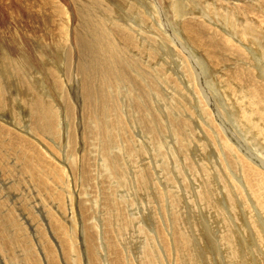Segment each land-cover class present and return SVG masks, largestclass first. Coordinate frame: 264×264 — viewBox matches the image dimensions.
Here are the masks:
<instances>
[{
    "label": "rangeland",
    "instance_id": "rangeland-1",
    "mask_svg": "<svg viewBox=\"0 0 264 264\" xmlns=\"http://www.w3.org/2000/svg\"><path fill=\"white\" fill-rule=\"evenodd\" d=\"M12 1L13 0H9L7 3H10ZM103 1L108 3L109 8H111V6L113 7L114 3H115L114 7L116 6L115 8H118L117 7L118 2L115 0H112V1L103 0ZM144 1H145V3H144ZM199 1L198 0H188V1H186V0H166V1H164V0H129V1L126 0L125 1L126 3L128 2V4H130L132 6L135 5L134 6L135 9L134 10L130 9L131 11L125 10V6H123V7H121L123 12H122V10H121V12H120V10H117V14H116V16L115 15L114 16H115V19L117 17L116 20H118L120 18L119 19L120 24H118V27L119 28H126L127 31L125 33L122 32V34L111 31L109 28L114 26L113 22H111V24L109 26H105V28H106L105 32L108 35L118 34L119 41L117 39V44L118 45L123 44L124 48H125V53H124L123 59L122 60L120 59V53H118L119 51L116 53V52L109 50V43H107L108 47H105V48L110 53H112L110 55L105 54L103 52L104 48H103V44L101 42H93V43L89 44L88 47L85 49H82L80 46H77L70 53V64L71 65L66 68V74H65V80L66 81L64 83L62 80L63 84H61L59 86L58 91H56V90L54 91L52 88V84H49V82L47 83V80H42L43 77L41 76L40 69L42 70L48 66H51V68L52 69L54 68L56 71L55 66H58L62 71L63 67H61V65H63V64H61L62 62L60 60H62L63 55L61 53H58L56 55V53H55L54 55H56L55 59L57 61H55L53 63V60L50 58V56H51L50 51L47 47H43L42 49H39V50H37V49L36 50H24L26 48H23V51L19 52V57L21 59V63L23 61L24 56H26L28 58V61H26L25 63H23L21 65L23 67V69H21V71H22V73H25L26 75L29 76V77H26L27 79H30L32 81L31 82V84L33 86L32 93L35 92L34 89L38 88V86L41 85L39 88L41 90L38 89L37 93L39 92V93H41V94L43 93L45 95L46 94L45 91H49V92H47V95H46L48 101L53 106H55V102H57V104H59V106H60V108L58 109V112L60 113V116H61L59 118L62 119V121L59 120V121H61V124L58 121V125H59L58 132L59 131L60 132L59 133L57 132V134H55L56 136L54 135V133L53 134L47 133L49 136L47 134H44L43 136H38L37 134L33 135L32 134L33 132H30L31 126H29V123L26 120H23V121H25V122H23L21 119H19L20 116L24 115L26 112L22 106V103H21L22 101L20 99L16 103H12L13 107H14L13 109L9 110V108H6L7 111H3L2 113H0V115H1L0 119H2L1 124H4V125H6V127H8V128L10 127L11 129L14 128L13 131L20 134V135H21L20 132H22V135L25 132V134L32 136V140H34L36 143L39 144V145H37L34 143L35 145H37V148L39 150L44 149V150H42V152L48 148L47 146H45V144L48 143V146L52 148V149L49 148L48 150L52 153L54 152L53 153L54 155L56 154L55 159H57L58 161L55 160V162L57 163V165L58 164L60 165L61 161H63L65 163V165H67V163H70L69 162L70 160L67 161L69 158V155H70L72 158H75V157L78 158V159L75 158V160H76V164L78 163L77 164L78 165V171H80V169H81L80 167L82 166L81 161H80L82 158V155H83L82 153H87V154L89 152L91 153V157H92L93 161L95 160L94 161V164H95L94 168L92 167L93 169L91 171V172H93L91 174L92 179L95 182V186L93 183V186L91 187L93 197H98L97 201L99 200V203L101 202V192H103L101 190V188H102V184H103V186H105V188H103L104 192L110 196L111 205L117 211L121 207L120 212L123 215H125L126 214V208H127L128 213H131V214L139 213L143 216V219H140V217L138 215H135V218H132L134 220V226L131 225L127 221H126L127 222L126 223L125 220L121 224L123 232H122V235L120 236L121 238H119L120 241L118 243L117 248L121 254V260H123V262H126L127 264H131V263L136 264L135 258H139V256H138V250L140 247L139 243L141 244L143 239L148 240L147 236L149 235V237H150V235H152L151 234L152 231L149 229H152L153 231L155 230L156 232H157V230L159 231V230L164 229V230H162V232L166 236L167 235V228H171V227H173L172 232H170L171 234L178 233L180 230H182L190 238V239H188L190 249H192V247H191V242H193L192 238H194V239L196 238V242H197L198 246L200 247L202 253H204L203 257H204L206 264L211 263V257L217 258L218 262H219V260L220 261L223 260L224 255L221 256V254L223 253L222 252L223 250H221L219 248L215 249V247H213V240L215 239V237H216V239L219 238L218 237L219 231L216 229L217 225H216V222L214 220V218L219 215V213H218L219 209L217 211L215 208H220V207L222 208V206L220 204L225 203V202H224L221 194H220V197L222 200L216 196L217 197V199L215 198L216 203L214 201V198L211 197V199H212L211 202L215 205L213 207L214 209L213 208L209 209L205 203L202 204L203 191L206 189V187L208 188L209 183H210V179H212V177L216 178V180H219V182L222 180L225 183L226 179L228 178L227 177L228 174H229V176L232 175V172H231L232 168H231V165L229 162L230 153H229L228 149L225 147V141L231 139L235 143H240L242 145V147H239L240 150H237L240 153H243L244 151H246L245 150L246 145H249V147H250L251 151L247 149V151L250 154L251 153H257L258 150L259 151L262 150L263 154L260 157L264 159V148H257L256 145H258V144H255V143L253 144V142L249 143V140L247 139L246 136H248V137H250V136L246 135V133L244 131H243V133H244L243 138L240 135H238V131H242V129L239 128L238 125L236 124V122L234 120H231V118L222 116V115H224V113H226V111H228V106L226 107V105H228L227 98H228V94L231 92V90H234V89L241 90L244 88L247 90V93L251 92L255 95L254 88H255L256 93H258L259 87H258V85L255 86L253 82H249L250 81L249 79H251L252 76L254 77L255 75H256L255 77H258L261 74L260 72H262V71H263L262 73L264 74V59L263 58L258 59V61H255L254 60L256 58V56L254 55L255 51L253 54L249 50L244 49L246 46L245 47L242 46V45H244L243 42L238 45L234 41L229 40L230 39L229 37H226V36H225V38L223 37L224 34L220 31L227 26L225 20H223V17H224L223 15H225V16L228 15L227 11L230 12L231 9H238L241 12L240 15L238 12V16H239L238 18L241 20V18L245 14L244 12H246L245 9L250 10L251 5L258 4V3L255 2L256 0L255 1H253V0L252 1L251 0H226V1L222 0V1H220V3L218 0H199ZM238 1H239V3H238ZM261 1H262V4H264L263 3L264 0H261ZM182 3L184 5L183 13H186L183 17V20H186L188 22L190 21L192 25H195L197 27H198V23L199 24H205V22L211 23L213 25V27H215V28L211 27L212 30L210 28H204V29H202V31H200L196 28V32L199 35H201L202 32L204 33L203 38L205 39L206 43L211 45V43L213 41H216L213 39L212 35H215L217 37L216 47L212 48L210 46L211 49H210L209 53H211V54H210V57H208V60H206V61L203 60L202 61L203 63L202 62L198 63L199 71L201 72V70L202 69L203 70L200 74H199V72H197L200 77L198 79H196V77H194L195 80L193 83H191L189 81V78L187 76V69H190V67H189L190 64L194 68L196 66H195V63H193L192 56L185 49V48H187V49L190 48L191 43L190 44L188 43V41L184 37L185 35L183 36L181 34L184 39H182L181 37L176 35V34H179L181 31L179 28V26H181V22L179 21L180 22L179 25L176 24V21L174 20V16H176V15L174 14V12H173L174 10L171 7V5L176 4L178 6V8L181 9ZM64 4H65V2H64ZM228 7L230 9H228ZM107 9L108 8L105 5H103L102 7H100L99 10L108 11ZM224 10L226 11V13H224ZM129 13L131 15H129ZM254 13L256 14V12H254ZM208 14H209V16H208ZM211 14L213 15L212 16L213 18L210 17ZM14 15L16 16V14H13L12 17L15 18ZM36 15L37 14L34 12H30L28 15H22L21 16L22 19H18L16 21V22H19V24H16L14 22L10 26V28H3V30L7 36L6 38H8L12 35V33H11L12 31L19 34L20 31L24 29V24H22V20L24 18H33V17H36ZM131 16L134 18V20ZM185 16H186V18H185ZM258 16H259L258 17L259 21H262L264 19V14L258 13ZM203 18H204V20H203ZM121 21H122V23H121ZM148 22H151V23H148ZM156 23L158 26H162L161 27L162 29H160V30L157 29ZM216 25H218L221 29L218 30ZM143 26H144V28H143ZM79 29L80 30L82 29L81 24H79ZM141 29H142V31H140ZM161 30H163V31L160 33ZM128 31L131 34L129 40H127V36H126V33H128ZM216 31H219L218 32L219 34H217ZM140 34H142V36ZM220 34H223V35H220ZM160 35L163 36V39L166 36L167 37L169 36L170 38L168 37V39H166L167 43L165 42L161 45L162 50H163L162 55H161V52H159V54L156 53V56H154V59L153 58L149 59V61H148L149 64H148L147 58H146V55L148 54V49H149L148 47H150V45H151V47L155 50L157 49V52H158V46H157L158 43L157 42H158V37ZM152 36H155L156 38L152 40ZM262 36H264V35H262ZM112 38L114 39V37H112ZM107 40H106V42H107ZM148 40H150L152 42L150 44H148L146 42ZM171 40H173V44H172ZM8 41H12V40L9 39ZM181 43H184V44L181 45ZM185 43H188V44L186 45ZM201 43H202V45H204L203 42H201ZM178 44H180V45H178ZM229 44H230V46H229ZM166 45H168L169 47H167ZM194 45L196 46L195 43H194ZM145 46H147L148 49ZM181 46H184L185 48L181 49ZM175 48H176V51L177 50L179 51V52L178 51L177 52L180 53V56L184 57V59L186 61V65L184 63L183 65H181L182 67L181 66L179 67V69L177 68L178 67L177 63L180 61V58L178 57L177 53L175 52ZM194 48H195V50L192 49L194 51V55H196L194 60H196L200 57L199 53H203L204 55H207L205 51H200L197 47H194ZM75 51H77V52H75ZM14 54L12 53V58H10V60L17 61V59H15V58H16L18 53H14ZM21 54H24V55H21ZM59 55H61V56H59ZM137 55L139 58H141V60H139V61L135 60ZM97 56H99L100 58L107 59V60L110 59L107 62L110 65H112V67H113V68L112 67L110 68L111 74H116V69L118 70V74L120 73V70L122 72H125V74H124L125 77L131 76V79L135 84V90L138 91L140 89L142 91H145V93L146 92L148 93V94L146 93V95H148V96H145L144 94H139L133 99V101H132L133 105L139 107L138 109H136L137 107L131 108L129 106L131 97H130V95H128V91H127L129 89L128 84L127 85L121 84L116 79H113V81L108 86L103 87V81L102 80L94 78V82H93L94 87H96L95 88L96 98H97V103L99 105H101L102 96L106 92V101H107L109 110H108V112L104 118V122L109 126L110 130H112L114 132L118 131L119 134L121 133L122 138H125L128 141L135 139L133 142H135L137 144V146H139L138 148L140 149V150H138V157H136L134 155H128V153L131 152V148H128V147L125 150L126 153H122V150H124V142H120L119 141L120 138L117 141L113 140L111 146L107 147V146H104L103 140L97 138L94 134H90V133L89 134L92 135L96 139L97 149H96V147H93V148L92 147H87V148L84 147V148H82V145H85L84 144L85 141L80 135L81 128L83 127V125L85 123V121L83 120V114L86 118L87 126L88 127L94 126L95 120H94V116H93V106L95 107V105L93 104V106H92V104L88 100L89 94L87 93V89L90 86L89 82L91 80V77L88 76L86 79V82H84L82 76L80 74L78 76V73L82 70V64L86 65V67L88 68V66H90V61L92 59H95ZM111 56H114V58ZM132 57H134V58H132ZM8 60H6L4 62L0 58L1 64H3V62L5 64L4 65L5 67H3V69H4L3 71L5 72V74L8 73V71L5 70V69H7L6 62H8ZM151 60H153V61H151ZM157 60L159 61L160 65L165 67V72H164L163 78L161 76L162 73L160 72L159 67L155 66V64L157 63ZM58 61H59V63H58ZM191 61L194 65L192 63H190ZM205 62H210L211 64L208 66V64H206ZM260 63H261V67H260L261 71H258L256 68L259 67L257 65ZM142 65H143V67H142ZM216 65L218 67L219 66L220 67L218 68ZM226 65H227V67H226ZM200 66H203V67H201L202 69L200 68ZM184 67H185V69H184ZM205 67H206V69H205ZM68 68H69V70H68ZM148 68H149V71L147 70ZM168 68H170V70H171L170 72H168V70H169ZM240 68L243 69L241 71V73L243 74L242 78H240L241 77L240 71H239ZM249 68H251V69H249ZM195 69L198 70L197 67ZM134 70L138 71V72L140 71V73L136 74L134 72ZM145 70H146V72H145ZM151 70H153V71H151ZM213 71L216 74H214ZM219 71H221V72H219ZM237 71H238V73H237ZM147 72H149V73H147ZM252 72H254V73H252ZM175 73H177V75L181 74L182 76L181 75L177 76ZM192 73H194V72L192 71ZM207 73H209V74H207ZM245 73L247 74V76L245 75ZM43 74L47 75L46 72H44ZM147 74L149 75V77L154 76V78L156 80L154 78H149ZM48 75H50V74H48ZM146 75H147V77H146ZM56 77H57V72L55 74V78ZM113 77H115V76H113ZM168 78L170 80H168ZM220 78L222 80L224 79L223 84L221 85L222 86L221 89L217 85H215L216 83L217 84L220 83V80H221ZM33 79H35L34 81L36 83H34ZM151 79H153V81ZM162 79H164V80H162ZM217 79H219V80L217 81ZM240 79H242V80H240ZM245 79H247V80L245 81ZM146 80H149V82ZM154 80L156 82L158 80L157 84ZM257 81H262V79H260V77H259L257 79ZM183 82H184L185 87L183 85ZM186 82L188 83L187 86H186ZM195 82H196V84H195ZM247 82H249V83L247 84ZM11 84L12 83H9L7 86L8 91L11 90L10 89ZM179 84H181V85H179ZM263 86H264V83H263ZM148 87H150L151 89ZM47 88H49V89H47ZM226 89H227V91H226ZM149 90H150V92H149ZM224 90L226 92L225 94L223 92ZM166 91H167V93H166ZM14 92H18V88H16V91H14ZM80 92H81V94H80ZM159 92H162V94H164L163 98L159 97V95H160ZM237 92H240V91H237ZM226 94H227V96H226ZM230 94H231L232 100L234 101V104L236 105V107L238 108V111L241 114H242V109L245 106V104H247V103L249 104L250 102H251L250 104H252V103H254V101L259 102V98H252V100H253V102H252L251 98L248 99L245 97L244 99H242L240 101L241 102V104H240V102H237L236 96L232 95V93H230ZM262 96L264 98V93ZM7 97H8V95H7ZM159 99H160V101H159ZM162 99H164V100L162 101ZM169 102H170V105H169ZM242 102H243V104H242ZM263 102H264V100H263ZM195 104H197L198 106L197 105L195 106ZM161 105H163V106H161ZM83 106L87 108V110L84 113H83V111H84ZM111 107H114V108L111 110ZM156 109H158V112ZM210 110L211 111L213 110V112H211ZM205 111L207 112L206 114H204ZM157 113L159 114V116L157 115ZM163 113H164V115H163ZM165 113H166V115H165ZM220 113H221V115H220ZM19 114H21V115L19 116ZM65 114H66V120L64 123V119L62 118V116L65 118ZM15 116H17L19 118H15ZM71 116H72V119H71ZM172 117H174V118H172ZM177 117H179V118L177 119ZM203 117L206 119H204ZM23 118L27 119L26 116H23ZM140 118L141 119H148L149 122H150V120H155V122H157L158 127L156 126V128H157L158 132L159 131L160 132L158 133L156 130H152V131L156 135V136L155 135L153 136L155 138V143L157 144L156 150L158 152L161 151L162 155H160L158 153L151 152L150 148L148 147V145L146 143V140H143L144 135L142 133H140L141 132V123L139 121ZM221 119H222V121H221ZM175 121H177V122H175ZM233 121L235 122L234 123L235 126L233 124ZM222 123H223V128L221 126ZM165 124H167V125H165ZM186 125H188V126H186ZM200 125L202 128L200 127ZM236 125H237V128H235ZM122 127H125V130H123ZM145 127L148 128L146 125H145ZM166 128H167V131H166ZM216 129L219 132H221V134L219 133L220 136L218 134V136L220 137V140H221L220 144L217 143V141L215 140V136H213V133L216 131ZM28 130L30 133L28 132ZM234 130L236 131V133H234L235 132ZM83 131H84V128H83L82 132ZM66 133H67V135H66ZM251 134H252L251 137H252L253 141H255V139L257 138L256 133H254L252 131ZM86 135H87V130H86ZM149 135L152 136L151 134H149ZM226 136H228V138ZM231 136L232 137L236 136V137L232 138ZM3 137L5 138V140ZM88 137L91 139V136H88ZM71 139L73 140V142ZM157 140H159V141H157ZM0 141L3 144V146L1 147L3 152H1V154L4 155L5 163H6V166L3 167L2 170H0V173L4 174L3 177H0V179L2 178L1 180H3L4 183L6 182L4 190H3L4 201H5V198H8V199H6L7 201H5L7 203H5L6 206L3 207L4 208L3 212H4V214H6L7 212L5 210L12 209L16 213L15 214L16 219L15 218L13 219V222L15 223V225H14V223L12 224V222L9 223L10 224L9 231L12 232V231H16V229H17V234H18V238H19L18 241H16L14 244H12L13 246L10 249L6 248L5 253H2L3 259H2V261H0V264H17V262L19 264H29V261H32L34 258H35V260H33V261H35L39 264H41V263L47 264L46 256L44 259L41 256L42 249H41V246L39 244L41 242V240H36L37 237L39 236V233H40L39 232V228H40L39 226L43 227L44 232L48 231L47 225L49 224V218H47V216H46L48 210H50V212L52 211L53 214L56 215L57 219L60 220L59 216H58V213L60 211H58V209L55 206H53V200L51 198H49V196H51L54 192L60 194L62 196V198L64 199V205H65V198H64L65 197V189L62 188L61 190H59L51 183V186H49V187H52L51 190L53 189V191L50 190V192H48L49 193L48 194L49 196H48L47 192H45V190H47L46 186H40V184H38V181H32V179L30 178L28 173L24 170L23 167L25 166L26 158H24V157L22 158L23 154L20 153L21 149L17 148L16 150H14L11 146L5 145V144H10V145L12 144L10 135H8L6 133L2 134L0 136ZM39 141L43 145H41ZM137 141H139V143H137ZM244 141H246V142H244ZM260 141L261 140L258 138V140L255 142L259 143ZM17 142H18V140H17ZM50 143L52 146L50 145ZM91 143L92 142H89V144H91ZM140 143L142 146L140 145ZM182 143L184 145H182ZM229 143H231V142H229ZM231 144H233V143H231ZM215 145H216V147H215ZM251 145H253V146L251 147ZM13 146H14V144H13ZM66 147H68V148H66ZM80 148H82L83 151ZM60 149H62L61 152H59ZM102 149H103V152L107 156H110L111 158L117 157L119 154H121L122 164L120 162V164H121L120 166L124 167L126 170L128 169L127 171H129L127 173V171L125 169L124 170L122 169L121 173L123 174L122 176H124V178L119 179V174H115V177H116V175L118 177L115 179H113V177H111V176H108V179L106 178L107 184L105 185V183L102 181V178L104 175H106L108 173L103 171V169L98 165V163H99L98 158L101 157ZM176 149H178L179 151ZM48 150H46L45 153H47ZM80 150L82 152H80ZM216 150H218L221 160L220 161H214V162L210 161V163H208L207 165H204V164H206L205 159L209 158L206 154L211 153L213 156L215 154V152H217ZM66 151H67V153H66ZM69 151H72V152H69ZM148 151H150V152H148ZM175 151H178L180 157H176V155L174 154ZM227 151H228V153H227ZM65 153H66V156H65ZM47 154H48L47 158H50L48 160H50L54 165H56L55 162L53 160H51L53 155L50 153H47ZM123 154H124V156H123ZM96 155H97V157H96ZM126 155H127V157H126ZM142 157H144V158H142ZM258 159L259 158L257 156L256 161ZM7 160H8V162H7ZM16 160H17V163L15 164ZM152 160L155 161V168H153ZM157 160H158V162H156ZM159 160L162 161V164L164 166H159V162H160ZM13 161H15V162H13ZM174 162H175V164H174ZM127 163H129V164H127ZM260 163L264 165V162L260 161ZM202 164L204 166L209 167L208 169H204L203 175H201V173H199L200 168L203 167ZM68 165H70V164H68ZM228 165H229V167H228ZM62 166H63V163H62ZM224 166H225V168H224ZM46 167L47 168L50 167L49 169H51L50 165H46ZM134 169L137 170L139 172V174H143L145 177H147L149 179H154L157 176L163 177V178L161 177L162 183L160 182L161 188H164L163 190H165V191L167 190L169 202L162 201L161 202V209L160 208H159V210L157 209V207H160V205L159 204L157 205L156 199L153 197V195L151 196V190L153 188H155V184H149L151 187L152 186L153 187L151 188L150 186H148V189H147L148 192L146 190L143 191L142 186H141L142 183L136 182L137 177L135 176ZM155 169H157V170H155ZM214 169L217 171V174H218L217 176H215L213 172L211 173V171H213ZM262 170H264V168H262ZM181 171L184 172L182 175L180 174ZM164 172H166V173H164ZM5 173H7V174H5ZM76 173H77V169H76ZM188 173H192L191 178H188ZM101 174H102V177L100 178ZM221 174L223 175V177L221 176ZM48 176H49V174H45V177L49 178ZM112 176H114V175H112ZM6 177H8V178H6ZM164 179L170 181V186H171L170 188L172 190H174V189L180 190V194L183 195V196H181L182 205L185 208V215L183 216L184 217L183 219L179 215L178 211L176 212V210H179L181 200L179 199V197L177 198L174 194L170 195L169 191H171V190L167 186ZM229 180L232 181L231 178ZM3 181H2V184H3ZM131 182H133V183L131 184ZM201 182H202V184H201ZM197 184L199 185V187ZM226 184H227V182H226ZM110 185L113 187V189H114L113 191H109ZM213 185H215V184H213ZM224 185L225 184H223V182H222L223 188H224ZM194 186H195V188H194ZM53 187H55V188H53ZM0 190H1V186H0ZM174 192H178V191H174ZM61 193H63L64 196ZM215 194H216V192H215ZM237 194L239 195L238 192H237ZM38 195H40V196L42 195V196L40 197ZM238 195H236V197ZM173 196H175V197H173ZM19 198H20V200H19ZM161 198H162V196H161ZM164 199L166 200V197ZM177 199H179V203L174 202V201H177ZM21 200H23L25 203L20 202ZM124 200H125V202H124ZM251 201H255V198L252 197ZM187 202H188V204H187ZM203 202H205V200H203ZM184 204H186V205H184ZM24 205H28V206H24ZM173 205H175V206L173 207ZM176 205H177V207H176ZM46 206H48V207L46 208ZM23 207H25V208H23ZM21 208H23L26 212L23 209L21 210ZM243 208H245V206H243ZM54 209L56 211H54ZM97 209H98L97 211L99 212L100 209L99 208H97ZM173 210H174V212H173ZM150 211L153 213V215H155V216H153V218H151L150 213H149L150 215L148 214V212H150ZM222 211H223V208H222ZM27 212H30V213H27ZM223 212H224V214H226L225 211H223ZM7 214H9V213H7ZM27 214H29V215H27ZM32 215L34 218L29 217ZM18 216H20V217L22 216V218H20ZM77 218L79 220L78 216H77ZM146 218H148V219H146ZM21 219L23 220L22 221L23 223L20 224L19 222H21ZM132 219H130L128 221H131ZM240 220H241V217H240ZM245 220H247V218H244V221ZM263 220H264V218L262 216V230H263V237H264V224H263L264 221ZM92 223L97 224L100 222H98V218H97L94 221H92ZM144 223H146V225ZM194 223L196 224V226L194 225ZM16 224H17V226H16ZM223 225H225V224H223ZM18 226L21 229H19ZM20 226H25V228L20 227ZM213 226H215L214 227L215 229L213 228ZM15 227H17V228H15ZM24 229H26V230H24ZM18 230H20V231H18ZM148 230H149V232H148ZM239 230L241 231V229H239ZM22 231H23V234H22ZM96 233L99 235V231H96ZM153 233H155V232H153ZM236 233L234 235H232L233 236V237H231L232 242L230 241V243L233 245L234 248H237V249H240V248H239V246H236V244L240 245L241 251H242L240 253H242L245 256V254L249 253V252H247V250L244 248V246L238 242V233L237 234ZM163 234L161 233L160 236H162ZM23 235L24 236L26 235L25 237L27 239ZM22 236L24 238H22ZM29 238L33 242V243H31V245L32 246L34 245V247H32L34 250H32L30 252L31 253L30 259L31 260L30 259L26 260L25 257L23 258V256H22L23 255L22 254V247L19 248L20 247L19 245L22 243V241L28 240V242H30ZM166 238H167V236H166ZM47 239L49 242L51 241L49 239V237H47ZM155 239H157L156 236H155ZM157 242H158V240H157ZM161 242H163V239L161 240ZM221 242H222V244L224 243L223 239H221ZM50 244H51V242H50ZM51 245L53 246V244H51ZM147 245L150 248H152L153 251H151V253L153 255L156 256V254H158L157 255L159 257V258L157 257V261H158L157 263L158 264H166L167 262L170 264L172 260H173L172 264H174L173 262L176 260V256L173 255L174 250H173V248H171L172 246L174 247V245H175L174 243H171L169 241L170 250L169 249L166 250L164 243H162V252L159 249L160 247H158L159 246L158 243L157 244L152 243V245H150V244H147ZM176 245H177V250L178 251L180 250L178 255L180 254V259H181V249H179L180 245H179V243H176ZM55 246H56V244H55ZM163 247H164V249H163ZM53 248H54V246H53ZM186 248H188V247H186ZM23 249H24V246H23ZM210 249L213 250L212 254H209ZM262 249L264 250V248H262ZM56 250H57V253L59 254L57 257L58 262L60 264H64L65 260H66L64 254L61 256L60 253L58 252L57 247H56ZM219 252L221 254H218ZM231 252L236 253V251H233V250H231ZM169 253H171V254H169ZM263 253H264V251H263ZM122 254H123V256H122ZM33 256H35V257H33ZM36 256H37V258H36ZM126 256H127V259H126ZM186 256L190 257L191 259L194 258L191 253L187 254ZM6 258L11 259L12 262L9 263V261ZM251 258H252V256H250V259ZM260 258L263 259L262 256H260ZM244 259L246 260L245 264H250V262L248 261V259L246 257ZM231 260H232V258L229 260L230 264H232ZM6 261L8 263H6ZM77 262H78V260H77ZM133 262H135V263H133ZM188 263H190V262L186 261V264H188ZM81 264H86V260L83 259V256L81 258ZM123 264H125V263H123ZM196 264H204V263L201 262V263H196Z\"/></svg>",
    "mask_w": 264,
    "mask_h": 264
},
{
    "label": "bare ground",
    "instance_id": "bare-ground-1",
    "mask_svg": "<svg viewBox=\"0 0 264 264\" xmlns=\"http://www.w3.org/2000/svg\"><path fill=\"white\" fill-rule=\"evenodd\" d=\"M8 1L9 0H0V58L4 62L9 59L8 62H6L7 69H5L8 71L7 74H5V72L3 71L4 70L3 67H5L4 62H3V64H1V61H0V113H2L3 111H7L6 108H9V110L13 109L14 107H13L12 103H16L20 99L22 101L21 102L22 106L26 112L22 116H20L21 114H19L20 118L17 116H15V118H19L22 121L26 120L29 123V126H31L30 132H33L32 133L33 135L37 134L38 136H43L44 134H47V133H50V134L54 133V135H55V134H57L58 129H59L58 121L59 120L62 121V119L59 118L61 116H60V113L58 112V109L60 108V106H59V104H57V102H55V106H53L48 101L46 95H47V92H49V91H45L46 92L45 95L43 93L42 94L39 92L37 93V90L40 88L41 85H39L38 88L34 89L35 92L32 93V88H33L32 84H31L32 81L30 79H27L26 77H29V76L26 75L25 73H22V71H21V69H23V67L21 65L23 63H25L26 61H28V58L26 56H24L23 61L21 63V59L19 57V52L23 51V48H26L24 50H36V49L39 50V49H42L43 47H47L50 51V54H51L50 58L53 60V63L55 61H57L55 59L56 55L58 53H61L63 55L62 60H60L62 62L61 64H63V65H61V67H63L62 71L58 66H55L56 71L54 68L52 69L51 66H48L42 70L40 69L41 76L43 77L42 80H47V83L49 82V84H52L53 90L58 91L59 86L61 84H63V82L65 83V81H66L65 80L66 68L71 65L70 64V53L77 46H80L82 49H85L88 47L89 44H91L93 42H101L103 44V48H104L103 52L105 54L110 55L112 53H110L105 48V47H108L107 43H109V50L116 52V53L119 51L118 53H120V59L121 60L123 59L124 53H125L124 45L123 44L118 45L117 44L118 34L108 35L105 32V29H106L105 26H109L111 24V22H113L114 26L109 28L111 31L116 32V33H121V34H122V32L125 33L127 31L126 28H119L118 27V24H120L119 23L120 18L118 20H116L117 19V17H116V19H115V16L117 14V10H120V12H121V10H122L121 7L125 6V10L131 11V10L135 9V7H134L135 5L132 6V5L128 4V2L126 3L125 2L126 0H115L118 2V5H117L118 8H115L116 6L114 7L115 3L113 4L114 8L112 6H111V8H109L108 3L104 2L103 0H13L10 3H7ZM109 1H112V0H109ZM164 1H166V0H164ZM186 1H188V0H186ZM218 1L220 3V1H222V0H218ZM224 1H226V0H224ZM253 1H255V0H253ZM64 2H65V4H64ZM255 2H257L258 4L251 5L250 10L245 9L246 12H244L245 14L241 18V20L238 18L239 17L238 12H239V15L241 13L238 9H231L230 12L227 11L228 15H226V16L223 15L224 16L223 20H225L227 26L225 28H223L220 32H222L224 34V36H223L224 38H225V36L229 37L230 38L229 40L234 41L238 45L243 42L244 45H242V46H244V47L246 46L244 48L245 50H249L253 54L255 51L254 55L256 56V58L254 60L258 61V59H261V58L264 59V36H262V35H264V19L262 21L258 20V17H259L258 13L264 14V12H263L264 11V4H262L261 0H256ZM144 3H145V1H144ZM238 3H239V1H238ZM103 5H105L108 8L107 9L108 11L99 10L100 7H102ZM171 7L173 8V10H174L173 12L176 15V16H174V20L176 21V24L179 25V23L181 22V26H179L181 31L179 34H176V35H178L182 39H184L182 37V35L183 36L185 35L184 37L186 38L188 43L189 44L191 43L190 44L191 49L190 48L187 49L184 46H181V49L185 48L187 50V52L190 53V55L192 56L193 63H195V66L198 69V63H201L203 60L206 61V60H208V57H210L211 53H209V51H210L211 47L212 48L216 47L217 37L215 35H212L213 39L216 41H213L211 43V45H209L208 43H206L205 39L203 38L204 33L202 32L201 35H199L196 32V28L200 31H202V29H204V28H210L212 30L211 27H213V25L211 23L205 22V24H199L198 23V27H197L195 25H192L190 21H189L190 22L189 23L188 21L183 20V17L186 14V13H183V9H184L183 3H182L181 9L178 8V6L176 4L171 5ZM228 9H230V8L228 7ZM30 12L36 13L37 14L36 17L24 18L22 20V24H24V29L21 30L19 34L12 31L11 32L12 35L10 37L6 38L7 36H6V33L4 32L3 28H10V26L14 22L16 24H19V22H16V21L18 19H22V17H21L22 15H28ZM122 12H123V10H122ZM254 12H256V14ZM224 13H226L225 10H224ZM13 14H16V16L14 15L15 18L12 17ZM209 14H208V16H209ZM129 15H131V14L129 13ZM212 16L213 15L211 14L210 17H212ZM185 18H186V16H185ZM133 20H134V18H133ZM203 20H204V18H203ZM121 23H122V21H121ZM148 23H151V22H148ZM79 24L82 25L81 30L79 29ZM161 27L162 26H158L156 23L157 29L160 30V29H162ZM216 27L218 28V30L221 29L218 25H216ZM143 28H144V26H143ZM213 28H215V27H213ZM163 30H161L160 33ZM140 31H142V29ZM216 32H217V34H219L218 33L219 31H216ZM223 34H220V35H223ZM130 35L131 34L128 31V33H126L127 40H129ZM140 35L142 36V34H140ZM112 37H114V39ZM168 37L166 36L164 39H163L162 35H160L158 37V42L156 41L158 43L157 44L158 52H157V49L156 50L153 49L151 47V45H150V47H148L149 49L147 48V46H145L148 49V54L146 55L147 63H148L149 59H151V58L154 59V56H156V53L159 54V52H161V55H162L163 50H162L161 45L166 42V39H168ZM155 38H156L155 36H152V40ZM9 39H11L12 41H8ZM106 40H107V42H106ZM118 41H119V39H118ZM171 41L173 44V40H171ZM146 42L148 44H150L152 41L148 40ZM193 42L196 44V46L194 45ZM201 42H203V44L205 46L202 45ZM188 43H185V44L187 45ZM183 44L184 43H181V45H183ZM178 45H180V44H178ZM166 46L169 47L168 45H166ZM229 46H230V44H229ZM194 47H197L200 51H205L207 55H204L203 53H199L200 57L198 56L199 58L194 60V58L196 56V55H194V51H193V50H195ZM177 51L175 48V52L177 53L178 57L180 58V61L177 63V65H178L177 68L179 69V67L181 65H183L184 63L186 65V61H185L184 57L180 56V53H178L179 51L178 52ZM75 52H77V51H75ZM12 53L13 54L18 53L16 58H15V59H17V61L10 60V58H12ZM55 53H56V55H54ZM21 55H24V54H21ZM59 56H61V55H59ZM111 57L114 58V56H111ZM132 58H134V57H132ZM108 60H110V59H108ZM108 60L104 59V58H100L99 56H97L95 59H92L90 61V66H88V68L86 67V65L82 64V70L78 73V76L80 74L82 76L84 82H86V79L88 76L91 77V80L89 82L90 86L87 89V93L89 94V98H88L89 102L92 104V106H93V104L95 105V107L93 106V116H94V120H95L94 126H91V127L87 126L86 118L83 114V120L85 121V123H84L83 127L81 128L80 135L84 139L85 145H82V148H84V147L85 148L96 147V139L90 134H94L97 138L103 140L104 146H107V147L111 146L113 140L117 141L120 138L119 141L124 142V150H122V153H126L125 150L128 147V148H131V152H129L128 155H134V156L138 157V150H140V149L138 148L139 146H137V144L135 142H133L135 139L128 141L125 138H122L121 133L119 134L118 131L114 132V131L110 130L109 126L104 122V118H105V116L109 110V107H108V104L106 101V92L102 96L101 105H99L97 103V98H96V90H95L96 87H94V84H93L94 78L102 80L103 81V87L108 86L113 81V79H116L121 84H125V85L128 84L129 89L127 91H128V95H130V97H131V100L129 103L130 104L129 106L131 108H133V107H137L136 109L139 108L138 106H134L132 103L133 99L137 95H139V94H144L145 96H148V95H146L147 92L145 93V91H142L140 89L138 91L135 90V84L132 81L131 76L125 77L124 76L125 72H122L120 70V73L118 74V70L116 69V74H111L110 68L112 67V65H110L107 62ZM135 60L139 61V60H141V58H139L137 55ZM151 61H153V60H151ZM58 63H59V61H58ZM190 63H192V61ZM205 63L208 64V66L211 64L210 62H205ZM155 66L159 67L160 72L162 73L161 76L163 78L164 72H165V67L160 65L158 60H157V63L155 64ZM257 66H259V67H257L256 69L258 71H261L260 70L261 63L258 64ZM142 67H143V65H142ZM189 67H190V69L186 68L187 69V76L189 78V81L191 83H193L195 80L194 77H196V79H198L200 77L197 72H199V74H200L203 70L201 67H203V66H200V68L202 69L201 72L199 71V69L196 70L195 69L196 67L194 68L191 64L189 65ZM226 67H227V65H226ZM149 68L147 69L148 71H149ZM168 69H169L168 72H170L171 71L170 68H168ZM184 69H185V67H184ZM205 69H206V67H205ZM249 69H251V68H249ZM68 70H69V68H68ZM242 70L243 69H241V68L239 69L240 76H241L240 78H242V76H243V74L241 73ZM151 71H153V70H151ZM192 71L194 73H192ZM44 72H46L47 75L48 74H50V75H48V76L44 75L43 74ZM56 72H57V77L55 78ZM134 72L136 74L140 73V71L138 72L135 70H134ZM145 72H146V70H145ZM219 72H221V71H219ZM262 72H260L261 74L258 77H255L256 76L255 75L254 77L252 76V78L249 79L250 80L249 82H253L255 86L258 85V87H259L258 93H256L255 88H254L255 95L251 92L247 93V90L244 88L241 90L234 89V90H231V92H230V93H232V95L236 96L237 102H240L245 97L248 99L251 98L252 102H253L252 98H259V102L256 100L257 102L254 101V103H252V104H250L251 102L249 104L248 103L245 104V106L242 109V114H241L238 111V108L236 107V105L234 104V101L232 100L231 94L229 93L228 98H227L228 105H226V107L228 106V111H226V113L223 112L224 115H222V116L231 118V120H234L236 122V124L238 125V127L242 129V131H238V135H240L243 138V134H244L243 131H244L246 133V135L250 136V137L246 136L247 139L249 140V143L253 142V144L254 143L258 144V145H256L257 148H264V102H263L264 98L262 96L264 93V86H263L264 74ZM147 73H149V72H147ZM213 73H214V71H213ZM237 73H238V71H237ZM252 73H254V72H252ZM175 74L177 75V73H175ZM207 74H209V73H207ZM214 74H216V73H214ZM147 75H146V77H147ZM179 75H181V74H179ZM179 75H177V76H179ZM245 75L247 76L246 73H245ZM113 76H115V77H113ZM148 77H149V75H148ZM259 77H260V79H262V81H257V79ZM149 78H154V76L149 77ZM34 80L35 79H33V81ZM62 80H63V82H62ZM151 80L153 81V79H151ZM162 80H164V79H162ZM168 80H170V79L168 78ZM218 80L219 79H217V81ZM240 80H242V79H240ZM246 80L247 79H245V81ZM146 81L149 82V80H146ZM223 81H224V79L223 80L221 79L220 83L217 84L215 82L216 83L215 85H217L221 89V87H222L221 85L223 84ZM157 82H158V80H157ZM157 82H156V84H157ZM249 82H247V84ZM9 83H12L10 85V89L12 91L11 90L8 91L7 86ZM34 83H36V82L34 81ZM187 84L188 83L186 82V86H187ZM195 84H196V82H195ZM179 85H181V84H179ZM183 85H184V82H183ZM184 87H185V85H184ZM16 88H18V92H14V91H16ZM148 88H150V87H148ZM47 89H49V88H47ZM39 90H41V89H39ZM226 91H227V89H226ZM237 91H240V92H237ZM149 92H150V90H149ZM223 92H224V94L226 93L225 90ZM166 93H167V91H166ZM80 94H81V92H80ZM159 94H160L159 97L163 98L164 94H162V92H159ZM7 95H8V97H7ZM226 96H227V94H226ZM163 100L164 99H162V101ZM159 101H160V99H159ZM240 104H241V102H240ZM242 104H243V102H242ZM169 105H170V102H169ZM196 105L197 104H195V106ZM161 106H163V105H161ZM113 108L114 107H111V110ZM83 109H84V111H83V113H84L87 110V108L84 107ZM156 110L158 112V109H156ZM211 112H213V110ZM206 113L207 112L205 111L204 114H206ZM157 115L159 116L158 113H157ZM163 115H164V113H163ZM165 115H166V113H165ZM220 115H221V113H220ZM23 116H26L27 119L23 118ZM62 118L64 119V123H65L66 114H65V118L63 116H62ZM172 118H174V117H172ZM178 118L179 117H177V119ZM71 119H72V116H71ZM204 119H206V118H204ZM1 120L2 119H0V136L4 133L10 135L12 144L11 145L5 144V145L11 146L14 150H16L17 148L21 149L20 153L23 154L22 158L23 157L26 158V163H25V166L23 168L28 173V175L30 176L32 181H38V184H40V186H46L48 191L45 190V192H47V195L49 194L48 192H50V190L52 188V187H49V186H51V183L59 190H61L62 188L65 189V197H64L65 198V205H64V199L62 198V196L60 194L54 192L51 196L48 195L49 198H51L53 200V206H55L58 209V211H60L58 213L60 220L57 219L56 215H54L52 211L50 212V210H48L47 214H46L47 218H49V224L47 225L48 231L44 232L43 227L39 226L40 228L39 227L38 228H39L40 233H39V236L37 237V239L35 238L36 240H41V242L39 243L41 246V249H42L41 256L43 259L46 256L47 264H60L58 262V259H57L59 254L57 253L56 247H57L58 252L60 253L61 256L64 254L65 259H66V260L65 259L64 260H65L66 264H81L82 256H83V259L86 260V264H123V263L127 264L126 262H123V260H121V254L117 248L118 243L120 241L119 238H121L120 236L122 235V232H123L121 224L125 220V222L127 221L131 225L134 226V220L132 218H135V215H138L140 217V219H143V216L139 213H133V214L128 213L127 208H126V214L125 215H123L120 212L121 207L117 211L111 205L110 196L104 192L103 188H105V186H103V184H102V188H101V190L103 191V192H101V202L99 203V200L97 201L98 197H93L91 187L93 186V183L95 186V182L92 179L91 174L93 172H91V171L94 168V165H95L94 161L95 160L93 161V159L91 157V153L90 152H89L90 154L89 153L88 154L82 153L83 155H82V158L80 160L82 166L81 167L79 166L81 168L80 169L81 172H80V171H78V165H77L78 163L76 164V160H75L76 157L72 158L70 155H69V158L67 160V161L70 160L69 161L70 163H67V165L68 164H70V165H68V166L65 165V163L63 161H61L60 165L59 164L57 165V163L55 162V160H57V159H55L56 154L54 155L53 154L54 152L52 153L48 150L51 147H49L48 143H47V144H45V146L48 147L46 150H48L47 153H50L53 155L51 160H53L55 162L56 165H54L50 160H48L50 158H47L48 154L45 153L46 150L42 152V150H44V149L39 150L37 148V145H39V144L36 143L34 140H32V136L25 134V132L23 133V135H22V132H20L21 133V135H20V134L13 131L14 128L11 129L9 127L11 129L10 130L8 127H6V125L1 124ZM61 121H59L60 124H61ZM139 121L141 123V132L140 133H142L144 135L143 140H146V143H147L148 147L150 148L151 152L158 153V154L162 155L161 151L158 152L156 150L157 144L155 143V138L153 137L155 134L152 131V130H156L158 132V130L156 128V126L158 125L157 122H155V120H150V122H149L148 119H141V118L139 119ZM221 121H222V119H221ZM234 121H233V124L235 123ZM23 122H25V121H23ZM175 122H177V121H175ZM145 125L148 128H146ZM165 125H167V124H165ZM237 125L235 128H237ZM186 126H188V125H186ZM221 126L223 128V123ZM234 126H235V124H234ZM200 127H201V125H200ZM83 128H84V131L82 132ZM122 128H123V130H125V127H122ZM86 130H87V135H86ZM166 131H167V128H166ZM252 131L254 133H256V135H257V138L255 139V141H257L258 138L261 140L259 143H256L255 141H253V139L251 137ZM28 132H29V130H28ZM219 133L221 134V132H219L216 129V131L213 133V136H215V140L217 141V143L220 144L221 140L219 137L220 136ZM234 133H236V131ZM149 134H151L152 136H150ZM218 134H219V136H218ZM66 135H67V133H66ZM88 136H91V139ZM226 137L228 138V136H226ZM233 137H236V136H233ZM4 140H5V138H4ZM17 140H18V142H17ZM229 140L225 141V147L228 149V151L230 153L229 162H230V165L232 168V171H231L232 175H230L231 177L228 174V176H227L228 178L226 179L227 184H226V182L224 183V181H222V180L219 182V180H216V178L212 177V179H210V183H209L208 188L206 187V189L203 191L202 204L205 203L209 209L213 208L215 204H213L211 202V200H212L211 197L214 198V201L216 203L217 197H219L221 199V197H220V194H221L225 203H222L220 205L222 206L223 211L226 212V214H224L221 207L215 208L217 211L219 209V211H218L219 215L214 218L216 225H217L216 229L219 231V236H218L219 238L216 239V237H215V239L213 240V247H215V249L219 248V249L223 250L222 254L220 252L218 254H221V256L224 255V259L221 261L219 260V262H218L217 258L211 257V263L210 262L209 263L210 264H230L229 260L232 258V260H231L232 264H245L246 260L244 258L246 257L248 259V261L250 262V264H264V253H263L264 250L262 249V248H264V237H263V230H262V216L264 218V170H262V168H264V165L260 163V161L264 162V159L260 157V156H262L263 153H262V150H260V151L256 150L257 153H251L250 154L247 151V149L250 150L249 145L245 146V150L247 152L244 151L245 153L244 152L240 153L237 150H240L239 147H242V145L240 143H235L231 139H229ZM157 141H159V140H157ZM228 141L233 143V144L229 143ZM72 142H73V140H72ZM89 142H92V143L89 144ZM244 142H246V141H244ZM34 143L37 145H35ZM137 143H139V141H137ZM141 143H140V145H141ZM13 144H14V146H13ZM40 144L43 145L41 142H40ZM50 145H51V143H50ZM182 145H184V144L182 143ZM2 146H3V144L0 141V170H2L3 167L6 166L5 157L3 154H1V152H3L2 148H1ZM252 146L253 145H251V147ZM215 147H216V145H215ZM66 148H68V147H66ZM82 148H80V149L82 150ZM96 149H97V147H96ZM61 150L62 149H60L59 152H61ZM81 150H80V152L83 151V150L82 151ZM176 150H178V149H176ZM218 150H216L217 152H215V154L213 156L211 153L206 154L209 158L205 157L206 158L205 159L206 164H204V165H207L208 163H210V161L214 162V161H220L221 160ZM178 151H175V153H174L176 155V157H180ZM228 151H227V153H228ZM69 152H72V151H69ZM148 152H150V151H148ZM66 153H67V151H66ZM66 153H65V156H66ZM123 156H124V154H123ZM257 156L259 158L258 159L259 161L258 160L256 161ZM96 157H97V155H96ZM126 157H127V155H126ZM142 158H144V157H142ZM76 159H78V158H76ZM98 161H99L98 165L103 169V171L108 173V174L104 175L102 178V181L105 183V185L107 184L106 178L108 179V176H111V177H113V179H115V178H118L117 175L115 177V174H119V179L124 178V176H122L123 174L121 172H122V169L124 170L125 168L120 166L122 164L121 154H119L117 157L111 158L110 156H107L103 152V149H102L101 157L98 158ZM7 162H8V160H7ZM13 162H15V161H13ZM120 162H121V164H120ZM156 162H158V160ZM16 163H17V160H16L15 164ZM62 163H63L64 167L62 166ZM127 164H129V163H127ZM152 164H153V168H155V161L154 160H152ZM174 164H175V162H174ZM46 165H50L51 169H49L50 167L47 168L48 166L46 167ZM204 165L202 164L203 167H201L200 171H199V173H201V175L204 174V169L209 168L208 166H204ZM159 166H164L162 164V161L159 162ZM228 167H229V165H228ZM224 168H225V166H224ZM76 169H77V173H76ZM155 170H157V169H155ZM128 172L129 171H127V173ZM212 172L214 173L215 176L218 175L217 171L215 169L213 171H211V173ZM134 173H135V176L137 177L136 182L142 183L141 186H142L143 191L146 190L148 192L147 189H148V186H150L149 184H155V188H153L151 190V196L153 195V197L157 201V205L158 204L160 205V207H157L158 210H159V208L161 209V202L162 201L169 202L167 190L165 191V190H163L164 188H161V183H162L161 177L162 176L160 177V176L156 175L157 177H155L154 179H149V178L145 177L143 174H139V172L135 169H134ZM164 173H166V172H164ZM183 173L184 172H182V171L180 172L181 175ZM5 174H7V173H5ZM45 174H49V176H48L49 178L45 177ZM3 175H4L3 173L2 174L0 173V177H3ZM112 175H114V176H112ZM221 176L223 177L222 174H221ZM101 177H102V174H101L100 178ZM191 177H192V173H188V178H191ZM6 178H8V177H6ZM230 178L232 179V181L229 180ZM1 179H0V186H1V190H0V261H2V259H3L2 253H5L6 248L10 249L13 246L12 244H14L16 241L19 240L18 234H17V229H16V231H12V232L9 231V226H10L9 223H11V222H12V224L14 223L13 219L15 218L16 213L12 209L5 210L9 214H7V213L4 214V212H3V210H4L3 207L6 206L5 203H7L5 201H7L6 199H8V198H5V201H4L3 190H4L6 182L4 183V181ZM2 181H3V184H2ZM164 181L166 182L167 186L170 188L171 187L170 181H168L166 179H164ZM222 182H223V184H225L224 188L222 187ZM132 183L133 182H131V184ZM201 184H202V182H201ZM213 184H215V185H213ZM55 187H53V188H55ZM198 187H199V185H198ZM194 188H195V186H194ZM113 190H114L113 187L110 185L109 191H113ZM170 190H171V191H169L170 195L174 194L177 198L179 197V199L181 200V196H183V195L180 194V190H177V189L172 190L171 188H170ZM51 191H53V189ZM174 191H178L179 193L174 192ZM236 191L239 193V195L237 194ZM215 192H216V194H215ZM61 194H63V193H61ZM236 195H238V196L236 197ZM38 196H40V195H38ZM63 196H64V194H63ZM161 196H162V198H161ZM175 196H173V197H175ZM165 197H166V200L164 199ZM252 197L255 198V201H251ZM179 199H177V201H174V202L179 203ZM19 200H20V198H19ZM203 200H205V202H203ZM20 202H24V201L21 200ZM124 202H125V200H124ZM187 204H188V202H187ZM184 205H186V204H184ZM24 206H28V205H24ZM174 206L175 205H173V207ZM243 206H245V208H243ZM47 207L48 206H46V208ZM176 207H177V205H176ZM23 208H25V207H23ZM23 208H21V210ZM97 208L100 209L99 212L97 211L98 210ZM54 211H56V210L54 209ZM177 211H178L179 215L181 216V218L183 219L184 218L183 216L185 215V208L182 205V200H181V204L179 206V210H176V212ZM173 212H174V210H173ZM27 213H30V212H27ZM149 213L151 214V218H153V216H155V215H153V213L151 211L148 212V214ZM27 215H29V214H27ZM77 216L79 217V220H78ZM18 217H20V216H18ZM29 217H33V215L29 216ZM240 217H241V220H240ZM20 218H22V216ZM97 218H98V222H100V223L93 224L92 221H94ZM244 218H247V220L244 221ZM130 219H132V220L128 221ZM146 219H148V218H146ZM22 221L23 220L21 219V222H19V223L20 224L23 223ZM146 223H144V224L146 225ZM223 224H225V225H223ZM14 225H15V223H14ZM194 225L196 226L195 223H194ZM16 226H17V224H16ZM20 227L25 228V226H20ZM214 227L215 226H213V228ZM15 228H17V227H15ZM18 228H19V226H18ZM172 228L173 227L167 228V235H166L167 238H166L165 234H163V232H162V230H164V229L159 230V231L157 230V232H156L155 230L153 231L152 229L148 228L149 230L152 231V233H151L152 235H150V237H149V235L147 236L148 240L143 239L144 241L142 240L141 244L139 243V245H140L139 250H138L139 258H135L136 264H158L157 263L158 262L157 261V257H158L157 255L158 254H156V256L153 255L151 253V251H153L152 248H150L147 244L152 245V243L153 244L158 243V245H159L158 247H160L159 249L162 252V243H164L166 250L167 249L170 250L169 241L171 243L175 244L174 247L173 246L171 247L174 250L173 255L176 256V260L173 262L174 264H178V263L179 264H186V261L190 262L188 264H196V263H201V262L206 264L204 257H203L204 253H202L200 247L198 246V244L196 242V238L194 239L191 237L193 240V242H191V247L193 249L192 250V249H190V245L188 242L189 241L188 239H190V238L182 230H180L178 233L171 234L170 232H172ZM19 229H21V228H19ZM239 229H241V231ZM24 230H26V229H24ZM149 230H148V232H149ZM18 231H20V230H18ZM23 231H22V234H23ZM96 231H99V235L96 233ZM153 232H155V233H153ZM236 232L238 233V242L244 246V248L247 250V252H249V253H246L245 256L242 253H240V252H242L240 245L236 244V246H239V248H240V249H237V248H234L233 245L230 243L231 237H233L232 235H234ZM161 233L163 234L162 236H160ZM23 236H22V238H24L26 235L24 237ZM155 236L157 239H155ZM47 237H49V239L51 240L50 242H51V244H53L54 248L50 244V242L48 241ZM162 239H163V242H161ZM221 239H223V241H224L223 244L221 242ZM157 240H158V242H157ZM31 243H33V242L30 239V242H28V240L22 241V243L19 245L20 247L18 246L19 248L22 247V254H23L22 256H23V258L25 257L26 260L30 259V257H31L30 252L32 250H34L32 248V247H34V245L32 246ZM54 243L56 244V246ZM176 243H179V245H180L179 249H181V259H180V254L178 255L180 250L179 251L177 250ZM23 246H24V249H23ZM186 247H188V248H186ZM163 249H164V247H163ZM231 250L236 251V253H232ZM212 251L213 250L210 249L209 254H212L213 253ZM190 253L193 255V257H194L193 259L186 256L187 254H190ZM169 254H171V253H169ZM122 256H123V254H122ZM250 256H252L251 259H250ZM260 256H262L263 259H261ZM33 257H35V256H33ZM36 258H37V256H36ZM6 259L9 261V263L12 262L11 259H9V258H6ZM126 259H127V256H126ZM33 260H35V258ZM33 260L29 261V264H39ZM77 260L79 263L77 262ZM172 261L170 264H172ZM135 262H133V263H135ZM6 263H8V262L6 261ZM17 264H19V263L17 262ZM166 264H169V263L167 262Z\"/></svg>",
    "mask_w": 264,
    "mask_h": 264
}]
</instances>
